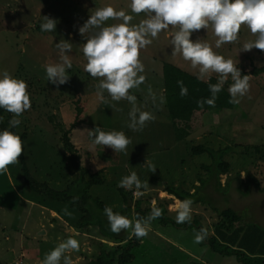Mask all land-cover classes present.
<instances>
[{"label": "rangeland", "instance_id": "1", "mask_svg": "<svg viewBox=\"0 0 264 264\" xmlns=\"http://www.w3.org/2000/svg\"><path fill=\"white\" fill-rule=\"evenodd\" d=\"M130 3L131 0H0V72L7 70L14 77L25 80L29 86L32 107L19 117V131L27 134L23 154L36 181L60 191L79 176L72 168V154L62 142L63 132L55 126V123H63L66 130L73 124L75 103L79 101L85 114L81 118L82 123L72 129L70 134L75 155L80 168L86 171V179L102 170V179L105 180V186L91 190L92 195L120 213L124 204L118 190L124 188L118 187V183L124 176L136 172L142 184L147 183L148 187L147 190L143 187L139 189L145 193L139 197L133 194L137 191L135 188L124 189L132 192L129 198L131 206L134 207L138 200L144 208L152 210L153 201L156 207L164 202L170 212L168 216L175 221L176 200L165 191L166 184L173 183L175 187L187 190L199 187L200 181L206 180V190L207 183H210L204 166H209L211 160L206 155H192L191 144L195 146L206 142L215 148L232 145L245 148L254 155L258 154L255 148L264 145V74L259 77L250 74L254 67L264 66V52L255 48L242 51L244 43L255 40L246 25H242L235 43L224 44L218 49L215 47L218 38L211 26L192 34L193 40L199 37L212 45L218 54L236 61L241 75L244 72L250 75L251 87L244 97L239 98L240 103L233 108L229 122L220 121L216 113L210 112L202 116L204 119L200 128L195 129L188 138L190 142L185 140L175 143L162 89V67L165 62L170 63L197 77L198 68H192L190 61H185L180 54L172 55L171 38L177 29L170 26L151 45L141 50L140 58L145 66L142 74L146 80L139 88L131 89L130 94L137 97L136 106L141 111L153 113L155 119L147 122L143 130L133 131L128 127L132 105L127 100L113 101L106 91L105 102L97 100L99 80L84 71L86 58L82 52L83 44L91 33H85L84 37L79 33V28L90 15L97 8L107 5L133 15L132 24L147 18L145 13H131ZM44 16L57 21L54 32L39 30ZM120 22L109 20L106 24ZM61 39L72 45L71 51L66 53L72 61V68L67 70L69 81L57 87L48 81L45 66L59 62L60 54L55 44ZM211 77L218 80L215 73ZM232 83L229 77L225 83L227 89ZM149 88L156 94L155 101L149 95ZM7 115L13 114L7 112ZM95 127L104 131H123L131 143L123 152L95 145L93 137L88 135V130ZM174 143L177 148L175 152L172 151ZM171 145L173 147L167 149ZM142 152L147 153L146 156L141 157ZM229 157L230 160L234 158V151ZM142 158L147 161L144 168L140 161ZM242 158L248 162L240 165L235 163L236 167L220 176L223 188L219 187L221 195L209 187L213 198L208 201L212 200V204L220 210L226 207L233 209L243 217L245 225L256 224L264 228V161L258 157L249 161V158L240 156L239 163ZM149 165L156 168L155 172L151 167L145 169ZM249 172L260 182L259 188L250 182L249 190L244 189L248 184ZM201 196H204L202 191L199 193ZM30 204L36 207H32L29 212ZM209 204L192 206V220L186 226L162 225L160 233L157 228L151 227L153 233L149 232L145 241L134 247L135 259L129 264H243L237 254L224 256L214 252L208 245L200 246L193 242V233L201 227L212 236L217 226L226 223L209 208ZM75 209L68 203L52 202L43 195L33 193L24 182L19 157L16 164L10 165L7 172L0 174V264H40L45 253L69 236H74L80 242V250L70 253L73 264H89L103 249H116L118 243L103 238L94 227L76 231L74 225L81 214ZM38 217L43 220L44 227L36 229L34 223ZM197 217L201 219L198 221ZM173 241L191 245L195 250L203 249L194 258L183 253ZM125 245L127 242H124Z\"/></svg>", "mask_w": 264, "mask_h": 264}, {"label": "clouds", "instance_id": "2", "mask_svg": "<svg viewBox=\"0 0 264 264\" xmlns=\"http://www.w3.org/2000/svg\"><path fill=\"white\" fill-rule=\"evenodd\" d=\"M130 9L135 15L145 13L147 18L132 24L133 15L107 5L97 8L79 28L83 37L85 33H91L83 44L82 52L86 58L84 71L99 80L97 100L105 102V91L113 101L127 100L132 105L129 112L130 129L141 131L147 122L155 119L153 113L141 111L136 106L137 97L130 94V90L139 88L146 80L142 74L145 66L140 58L141 50L151 45L170 26L177 29L171 38L172 55L180 54L185 61H190L192 68H198L197 78L200 80L210 79L212 73L218 75L217 83L208 85L211 98L197 101L199 107L202 108L205 103L215 107L217 94L222 91L229 77L233 81L228 87L229 103H240L239 98L249 92L250 75L242 76L236 61L218 54L212 45L201 38L193 40L191 37L194 32L207 30L211 26L218 38L215 43L218 49L224 44L235 43L242 25H246L255 40L244 43L242 51L255 48L264 52V0H131ZM109 20L122 22L106 24ZM56 24V20L44 16L40 30L54 32ZM55 47L60 54L59 62L47 64L45 72L48 81L58 87L70 79L67 70L72 68V61L66 53L71 51L72 45L61 39ZM177 84L180 86L181 97L187 96L188 89L183 81H177ZM28 88L25 80L14 77L7 70L0 72V109L13 114L8 127L0 131V174L7 172L10 165L16 164L24 152L21 135L11 129L21 124L19 117L32 107ZM148 91L155 101L156 94L151 88ZM88 135L93 137L95 145L107 146L115 152L125 151L131 143L123 131H104L95 127L88 130ZM149 166L155 172L156 168ZM118 187L126 190L135 188L137 191L133 194L139 197L145 194L139 189L143 187L147 190L148 185L142 184L136 172H131L119 181ZM193 203L191 199L176 201V224L191 223ZM103 212L113 233L118 235L121 231L131 230V235L137 239L148 236L152 230L151 222L163 216V209L156 207L155 201L147 217L137 215L130 219L108 206ZM207 236V229L202 227L195 233L193 242L200 244ZM79 250L80 242L74 236H69L45 253L40 264H73L70 253Z\"/></svg>", "mask_w": 264, "mask_h": 264}, {"label": "trees", "instance_id": "3", "mask_svg": "<svg viewBox=\"0 0 264 264\" xmlns=\"http://www.w3.org/2000/svg\"><path fill=\"white\" fill-rule=\"evenodd\" d=\"M250 74L256 77L263 75L264 66L254 67ZM162 75V89L164 91L165 104L168 110L169 118L171 120L170 125H172V132L175 134V137H173L175 143L184 142L185 140L190 142V139L188 138L191 137L195 129L200 128L201 122L204 119L202 116L210 112L216 113L217 117L222 122L227 123L230 121L229 116L233 108L237 107V104L228 102L230 96L225 85L223 86L222 91L217 94L218 98L216 100L215 107H210L205 103L201 108L197 104V101L199 100L211 98L208 85L209 83H217L218 80L215 77H211L208 81H203L198 79L197 76L191 75L176 67L175 65L166 62L162 67ZM243 75L249 74L248 72H244L242 76ZM180 80L183 81L184 86H186L188 89L187 96L181 97L180 95V86L177 84V81ZM75 106L76 111L72 118V120L75 119L73 124L66 130L62 126L64 125L63 123H55V126L63 132L62 142L68 152L72 154V168L79 173V176L75 180L67 183L63 190H53L48 184L39 183L32 177L30 170L26 165L24 154H22L20 156V160L24 172V182L33 193L37 195H43L52 202L68 203L70 207L76 208L75 210L81 214V218H79L74 225V229L76 231L94 227L98 229L99 234L103 238H106L111 242L118 243V246H116V249L114 250L107 251L106 249H103L98 257L90 261L89 264H129L135 259V255L133 253L134 247L140 246L142 241H145V237L137 239L136 237L132 236L131 232L128 230L121 231V233L118 235L110 230L107 217L103 212V209L106 207L105 203L103 200L98 199L99 197H96L91 193V190L94 187L99 186L98 188H101L105 186V180L102 179L103 171L101 170L94 175H91L89 179H86V171H83L78 164V160L75 155V146L70 138L72 129H75L79 124L82 123L81 118H83L85 114L83 108H80L79 101L77 104L75 103ZM10 119H12V116L7 115V112L4 109H0V131L8 127V121ZM50 119L52 120V118ZM11 130L21 135L25 145L27 134L21 133L19 131V126ZM175 143L173 144L174 147L171 145L167 149L173 147L172 151L175 152L177 150ZM146 145L147 144H144V146ZM191 145L190 152L192 155H206L208 158H210L211 164L209 166H204L206 172L209 174L208 180L210 183H207L208 185L206 190L204 189L206 180H201L199 187H195L194 189L190 188L187 190H184L183 188L181 189L180 187H175L173 183H167L165 186V191L169 195L173 196L176 201H182L184 199L193 200L194 203L192 206L200 204L207 205V203L210 202L209 205L211 207L209 208L216 212L218 217L224 219L226 222L221 223L216 227V233L214 235L211 236L208 233V236L204 242L198 245H208L214 252L224 256L237 254L239 255V261L243 264H264V228L256 224L245 225L242 222L243 217L239 216L238 213L233 209L226 207L225 209L220 210L216 205L214 206L212 204V200L208 201L210 198H213V193L210 194L209 187L214 188L215 192L217 191L221 195L222 192L219 191V187L220 189H223L220 184L221 175L226 174L231 168L236 167V164L240 165L248 162L246 159L242 158V162L239 163L240 156L249 158V161L256 159V157L264 161V145L262 147L255 148V151L258 152L256 155L248 152V150L245 148H238L237 146L233 147L232 145L218 148L209 146L206 142L195 146ZM231 151H234L235 158L232 160H230L229 157L231 155ZM146 154L147 153L142 152L141 157L146 156ZM140 161L142 162V166L144 168V166L147 164V161H145V158H142ZM149 167L150 166L146 167L145 169ZM151 173L152 172H150V174ZM247 178L248 184L244 189L249 190L250 182L259 188L260 182L250 172L247 174ZM235 179L241 183L238 177ZM157 180L159 179L157 178ZM118 191L119 195L123 198L124 204L123 208H121L120 214L130 219L136 217L137 215L141 217H147L150 214L151 209L144 208L141 202L139 203L138 200L134 207L131 206L129 198L132 197V192H126L124 189H119ZM201 191L204 196L199 197V193ZM222 195L225 200V193L223 192ZM157 207L163 209V216L151 222V227H154L155 229L157 228V232L160 233L162 225H180L176 224L175 221L168 216L170 212L164 202L160 203ZM112 209L114 212H118L114 208ZM197 219L199 221L201 218L197 217ZM156 224L158 226H155ZM187 224L189 223H184L182 225L186 226ZM152 231L150 232L153 233ZM124 242H127V245L124 246ZM183 244L184 243H182V245ZM174 247L177 248L176 246ZM187 247L193 248L191 245H187ZM202 249L203 247H201V249L198 248V250H195V252L199 255V252L202 251Z\"/></svg>", "mask_w": 264, "mask_h": 264}, {"label": "crops", "instance_id": "4", "mask_svg": "<svg viewBox=\"0 0 264 264\" xmlns=\"http://www.w3.org/2000/svg\"><path fill=\"white\" fill-rule=\"evenodd\" d=\"M34 208V207H36V206H34L33 204H30V206H29V212H30V210H31V208ZM53 215H55V214H53ZM54 217V216H53ZM22 227L24 228V226H23V224H22ZM34 227L37 229V228H39V227H41V228H43L44 227V222H43V220L41 219V217H38V219L35 221V223H34ZM157 233V232H156ZM165 237V239H167V237L166 236H164ZM173 243H175L174 241H173ZM176 246H180V249H181V251L183 252V253H186V254H189L191 257L193 256L194 258L195 257H197V255H198V253H196L195 252V249L194 248H191V247H187V245L185 244H183L182 245V242H180V241H177L176 243ZM178 244V245H177ZM191 248V249H190ZM16 260V259H15Z\"/></svg>", "mask_w": 264, "mask_h": 264}]
</instances>
